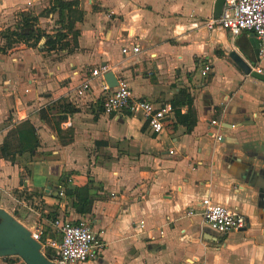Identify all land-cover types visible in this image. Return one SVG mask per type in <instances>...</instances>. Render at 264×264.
Returning a JSON list of instances; mask_svg holds the SVG:
<instances>
[{"label":"crops","instance_id":"0c3cea01","mask_svg":"<svg viewBox=\"0 0 264 264\" xmlns=\"http://www.w3.org/2000/svg\"><path fill=\"white\" fill-rule=\"evenodd\" d=\"M50 2L0 0V34ZM215 5L81 0L79 18L62 30L75 33V45L68 35L69 47L47 52L23 42L10 48L1 38L0 209L28 230L42 228V241L56 238L54 218L81 216L105 246L86 264H264V83L229 58L236 52L255 62L250 33L207 29L224 4ZM134 45L140 54L122 55ZM203 55L213 69L206 79L198 72ZM102 66L136 98L174 108L161 134L140 115L106 116L101 79L87 97L76 96L83 73ZM212 121L223 125L220 143ZM59 187L79 191L60 199ZM206 197L244 215L246 229L213 241L198 215ZM191 209L197 215L187 216Z\"/></svg>","mask_w":264,"mask_h":264},{"label":"built area","instance_id":"2783aa9c","mask_svg":"<svg viewBox=\"0 0 264 264\" xmlns=\"http://www.w3.org/2000/svg\"><path fill=\"white\" fill-rule=\"evenodd\" d=\"M206 27L208 30L220 28L232 37L250 33L258 43V55L254 64L247 63L252 72L264 76V0H225L221 14L210 20ZM140 52L138 45L125 46L121 49L122 55L129 57L136 56ZM198 63L199 76L206 79L213 70L212 64L206 55L201 56ZM106 73L107 69L104 66L85 71L75 91L76 96L78 98L87 97L92 92L91 82L94 79H101V96L98 102L106 116L140 115L151 133L161 134L165 129V122L174 114V108L170 104L157 107L150 102L136 98L123 78H117L116 86L109 88L103 78ZM210 124L215 127V132L211 133L213 139L217 143L222 142V123L212 121ZM231 127L234 128V126ZM55 195L60 199L65 198L64 188L59 187ZM198 210L203 226L214 236L215 241L245 230L247 227L244 215L214 203L209 197L200 200ZM194 215H197L194 209L187 212L189 217ZM50 225L53 234L56 235L55 239L46 238L42 241L44 230L38 226L29 231L31 239L38 242L42 250L48 251V259L52 264H86L90 260L100 258L99 253L105 246L90 223L81 216L76 220L56 217ZM143 225V222L139 223L141 229ZM0 260H5V258H0Z\"/></svg>","mask_w":264,"mask_h":264},{"label":"water","instance_id":"95a60500","mask_svg":"<svg viewBox=\"0 0 264 264\" xmlns=\"http://www.w3.org/2000/svg\"><path fill=\"white\" fill-rule=\"evenodd\" d=\"M224 2L225 0H216L215 7L217 11ZM250 44L256 59L258 55V43L254 38H251ZM229 58L245 76L264 83V76L252 72L247 61L236 52H230ZM103 78L109 88L116 86V78L111 72H107ZM209 235L214 241V236ZM41 250V245L31 239L30 231L6 211L0 209V258L18 257L24 264H52Z\"/></svg>","mask_w":264,"mask_h":264},{"label":"rangeland","instance_id":"374dc122","mask_svg":"<svg viewBox=\"0 0 264 264\" xmlns=\"http://www.w3.org/2000/svg\"><path fill=\"white\" fill-rule=\"evenodd\" d=\"M55 0H51L50 2V6L48 8H46L45 10L42 11V13L38 16V17H33L31 15H23L21 20L19 21V23L14 26L13 30H6L5 32H3L2 34H0V39L1 38H8V40L10 41V43H7V45L12 48L14 47L15 44H13V42H23L25 43L28 47H32V48H37L39 46H43L45 39L39 37V39H37V36H49L50 38H55L56 41V45L54 46V48H43L45 49L47 52L51 51V50H61L66 48L67 46L69 47L71 44L68 43L66 41L67 36L71 35L72 38L71 40H73V45H75V41H76V36L74 32L71 31H62L66 28H68L67 26L69 24H71L72 20L78 19L80 16V13H78L77 8L78 7H74L72 8V10L70 11V13L68 14L67 12H63L62 13V17H59L57 13H53L51 12L52 8V4H56L54 2ZM43 18L45 19L44 23L46 25V29H41L37 26H39V19ZM71 18V19H70ZM27 20L28 25H30V28H25L23 27V25L25 26V21ZM47 20V21H46ZM57 26V28H56ZM18 30V31H17ZM18 32V34L20 35H24V36H28V34L32 31L33 35L32 36H28L26 37V39L23 40H17L15 37H12L11 34L12 32ZM50 32H55L53 34H50ZM68 44V45H67ZM2 51V50H1ZM251 64H254V59H251L250 56H248L247 54L244 55ZM41 252H43V250H41ZM48 253V252H46ZM20 259V258H19Z\"/></svg>","mask_w":264,"mask_h":264},{"label":"trees","instance_id":"16d2710c","mask_svg":"<svg viewBox=\"0 0 264 264\" xmlns=\"http://www.w3.org/2000/svg\"><path fill=\"white\" fill-rule=\"evenodd\" d=\"M54 2L56 4H52V8H50V9H51V12L57 13L59 17H62V13L64 11L69 14L70 11L72 10V8L78 7L79 5H81V0H55ZM23 27H25V28L28 29L31 26L28 25V22L26 20L25 21V26L23 25ZM17 31L16 32H12V34H11V36L12 37H15L17 40H23V39H26V37L33 35V32L32 31L28 34V36L20 35V34H18ZM39 37H40V39L41 38H44L45 39V42H44V45H43L44 48H46V47L47 48H54V46L56 45L55 38H50L49 36H45L44 35V36H37V39H39ZM4 40H5L6 44L7 43H10V41L8 40L7 37L4 38ZM16 43H18V41L13 42V44H16ZM176 115H177V117H179L180 119H182L180 117V114L179 113H176ZM194 123H195V120H194V117L192 116V118L189 121L187 120V122H186V124H187V130H190L191 127L194 125ZM28 133H31L32 134V137L29 139V142L26 144L27 146L25 147V149L31 152L35 148L36 139L33 136V130L32 129L28 130ZM64 190H65V196H69V197H71L73 195L75 196L77 194V192L79 191L78 189L72 188V187H65ZM77 213L84 215V214H86V211H84L81 208H77ZM45 256L48 257L49 256L48 253H45Z\"/></svg>","mask_w":264,"mask_h":264}]
</instances>
